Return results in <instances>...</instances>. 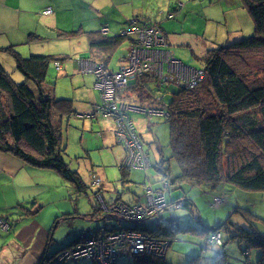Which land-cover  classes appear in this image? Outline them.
I'll return each instance as SVG.
<instances>
[{
    "label": "rangeland",
    "instance_id": "1",
    "mask_svg": "<svg viewBox=\"0 0 264 264\" xmlns=\"http://www.w3.org/2000/svg\"><path fill=\"white\" fill-rule=\"evenodd\" d=\"M180 1L182 7L186 2H192L191 0ZM196 2L198 4L196 11L190 12L187 9L190 7L185 6L182 17L185 21L178 19L182 24L177 25L176 32L171 36L172 40L168 50L184 65L202 68L201 57L208 49L222 47L253 35L254 25L251 16L242 6L241 0H211V3L209 0H196ZM153 3L151 11L157 17V21H169L167 19V14L170 12L168 8ZM176 4L174 1L175 6ZM128 45L129 40L124 38L112 50L110 68L120 67L119 59L127 55ZM86 49L87 46L83 44V41L77 40L76 37L56 38L46 45V52L43 53L55 56H57L56 54L64 55L65 59L59 62L63 68L61 71L56 70L54 61L51 62L44 86L50 89L56 98L73 100L75 112L61 120V145L65 148V161L81 175L88 187L86 192L78 193L56 171L32 167L31 177L42 189L35 196V201L47 206L51 201L68 200L66 204H69L70 201L72 207L77 208L80 213H95L97 216V218L74 219L71 226H60L57 231L58 239H67L72 235L71 227L86 230L95 228L94 230H97L96 226L102 216L101 220L106 221L105 224H107L100 226L98 230L111 224L132 225L133 222H119L117 218L120 216L109 210V204L117 199L119 194L122 197L119 199L121 201L139 203L145 199L143 186L151 185L154 189L164 188L167 202L179 197H188L192 201L191 210L183 206L180 208L171 206L178 200L174 201L165 208L167 209L166 217L176 218L182 227L193 225L196 229L205 226L211 229L208 233L201 234L198 232L176 233V236L169 240L164 255L155 257H164L167 253L166 263L188 264L195 254V256H200L197 259V264H207L212 261V258H215L217 253H224L226 255L225 264H256L264 249V244L249 246V239L256 235L264 237V191H246L227 183L212 188L204 184L192 186L185 182L172 184L167 181L164 173L155 168L156 164L163 160V167L168 166L169 168L170 178L179 174V168L175 159L171 157L169 127L165 116L147 115L136 111L128 113L148 155L150 167L145 171L130 168L127 179L124 182L121 181L119 166L124 156V147L118 143L114 135L113 118L94 112V108L102 102L97 88L94 87V79L89 73L79 72L78 65L74 61L87 59L88 51ZM10 61L14 63L13 67L10 62H4L3 65L0 60V63L14 81H23V76L16 70L14 60L10 59ZM232 63L250 80L264 82V52L262 50L234 56ZM177 89L175 84H171L162 91L155 90V94L158 99L162 97L161 103L166 106L173 95L172 93ZM124 95L130 97L126 92ZM92 112L94 115L91 118L86 117L90 116ZM249 150L253 151L254 148L246 141H243L237 149L238 152L243 153V156L248 154ZM4 176L0 173V218L7 221V229H9V221L16 219L22 209L15 206L18 200L13 182ZM93 176L99 177L103 184L100 183L98 186L92 184ZM165 183H167V189L163 187ZM98 189H100L101 199L104 200L103 203L94 193ZM31 204H27V206H31ZM157 219L149 218L143 221L142 226L163 228L164 222L161 214ZM5 232L0 227V249L9 248L8 238L10 235ZM217 234H219V241L223 245L211 242V235ZM79 239L80 237H78V241ZM135 255L146 254H131L126 248H119L115 264L129 263ZM206 256L209 257L208 260H206ZM223 258L225 257L223 256ZM84 262L79 259L77 264Z\"/></svg>",
    "mask_w": 264,
    "mask_h": 264
},
{
    "label": "trees",
    "instance_id": "2",
    "mask_svg": "<svg viewBox=\"0 0 264 264\" xmlns=\"http://www.w3.org/2000/svg\"><path fill=\"white\" fill-rule=\"evenodd\" d=\"M241 2L253 20V35L208 49L201 57L204 76L196 87L187 89L177 86V91L172 93L166 106L161 103L162 97H156L155 90L162 91L171 84L157 86L158 80L152 74L130 80L125 89L129 98L137 103L152 104L167 112L169 147L179 174L170 178L169 168L163 167V160L155 168L164 173L172 184L185 182L192 186L204 184L214 188L227 183L246 191H264V82L250 80L232 63L234 56L252 51L264 52V0ZM169 14H172L171 18ZM174 16V11H170L167 19ZM77 33L78 30L60 31L58 36L69 38ZM124 38L133 39L120 33L112 36L108 33H92L89 34V49H105L107 56L100 58L106 65L109 51L116 48ZM28 39L35 40L37 35L30 33ZM5 50L12 56L23 81H14L0 63V152L11 154L34 167L52 169L70 183L76 192H86L88 186L81 175L65 161V148L61 145V120L75 111L73 100L56 98L44 86L51 62L55 64L65 58L45 54L23 57L14 46ZM243 141L254 148L244 156L237 151ZM119 167L121 181L124 182L129 169L121 163ZM177 200L180 207L192 209L193 204L189 198L179 197ZM121 225L126 229L138 228ZM166 225L165 229L147 227L145 230L169 240L180 232L201 234L211 230L206 226L198 229L193 225L182 227L176 219ZM115 226L121 228L118 224ZM73 243L59 252L71 247ZM263 244L264 237L256 235L249 239V246ZM57 255L45 258L41 264L51 262ZM199 257L193 256L188 264H197ZM225 261L226 255L217 253L213 264H225ZM126 264L167 263L163 257L135 255ZM256 264H264V249Z\"/></svg>",
    "mask_w": 264,
    "mask_h": 264
},
{
    "label": "crops",
    "instance_id": "3",
    "mask_svg": "<svg viewBox=\"0 0 264 264\" xmlns=\"http://www.w3.org/2000/svg\"><path fill=\"white\" fill-rule=\"evenodd\" d=\"M174 1L177 3L176 6L174 5ZM191 1L192 2H186L182 7L180 6V0H0V60H2L3 65L4 62H10L13 67L14 63L10 61V59L13 58L5 50L7 47L14 46L23 57H28L36 53L43 54L46 52V45L50 41L56 38H65L58 36V32L78 30L77 35L73 37H76L79 41H83V44L87 46L86 51H88V57L84 60L103 62L104 60L100 57H106L107 55H105V53L107 52H105V49H99V51L90 50L89 34L99 33L101 35L100 30L102 26L108 27L109 36L121 34L123 30H127L130 27L132 22H136L140 25L158 23L166 33L168 46H170L172 40L171 36L176 32L177 25L182 24L178 19L184 20L182 17L185 12V6L190 7L187 8L190 12L196 11L195 9L198 7L196 0ZM153 2L162 7H167L169 11H174V18L168 19L169 21H157V17L154 16L155 14L151 11L153 9ZM209 3H211V0H209ZM221 5L222 4L219 6ZM48 7L52 9L51 14L41 13L42 10ZM181 28H183L182 25ZM30 33L37 35V39L30 41L28 39ZM132 37L133 36H128V38ZM130 41L131 39L129 40V44ZM112 50L108 53L109 55L106 62L108 67ZM56 55L64 58L63 54ZM124 57L125 56L119 59L121 64L124 61ZM74 61L77 64V60ZM62 69L61 65V70ZM78 69L80 72L79 65ZM92 77L94 79L93 75ZM93 115L94 113L92 112L90 116L86 117L91 118ZM123 158L124 156L122 159ZM32 167L34 166L25 163L23 160L11 154L0 152V173L13 182L18 200L15 206L22 209L16 219H11L9 221L10 227L8 231L5 232L10 235L8 238L9 248L0 249V264H41L45 258L48 259L57 255L68 242H77L78 237H81L84 233L89 231V229L86 230L83 227V229L71 227L70 230L73 232L72 235L67 239L64 238L60 240L57 234L60 226H71L75 221L74 219L78 218H97L95 213H80L77 208L72 207L70 201L69 204H66L68 200L51 201L48 202L49 205L47 206L38 204L35 201V196L42 189L31 177L30 171ZM102 184L101 180V185ZM172 189H175V187H172ZM99 191L100 189L96 190L94 193ZM142 197L144 196L142 195ZM117 199H122L120 194ZM176 200L177 199H171L168 203L171 204ZM144 201L145 199L140 202L143 203ZM30 203H32L31 206H27V204ZM166 210L167 209L163 210L161 213L164 227L167 226L166 224L176 219L166 217ZM102 217L99 218L100 221L96 229L107 224H105L106 221L101 220ZM94 229L95 228H93V230ZM166 254L163 257L165 260ZM208 258L209 257L206 256V260H208ZM87 260H89V262H87ZM213 260L214 258H212V261L207 262V264H212ZM82 261H85L83 264L91 262L90 259L86 258L82 259ZM77 263L78 261L67 264Z\"/></svg>",
    "mask_w": 264,
    "mask_h": 264
},
{
    "label": "built area",
    "instance_id": "4",
    "mask_svg": "<svg viewBox=\"0 0 264 264\" xmlns=\"http://www.w3.org/2000/svg\"><path fill=\"white\" fill-rule=\"evenodd\" d=\"M42 13L51 14L52 9L48 7L42 10ZM168 17L171 18L172 14ZM108 32V27H101V34L106 35ZM121 35L133 36V39L119 68L113 69L103 62L84 59L78 60L77 64L82 72L94 76V85L100 92L102 102L94 108L95 113L113 118L114 135L125 151L121 165L127 169L145 171L150 167V161L128 113L136 111L166 117L167 112L158 106L141 105L132 98L126 97L124 93L129 81L145 74H152L158 80L157 86L175 84L192 89L202 81L204 71L201 68L186 66L175 58L168 50L166 35L157 24L140 25L132 22ZM55 68L60 71L61 64L55 62ZM92 182L98 186L101 179L93 176ZM163 187L167 189V183ZM143 189L145 190L143 203L119 200L109 204V210L120 216L117 218L119 222H133L131 226H139L138 228H122L119 223L120 229L111 224L101 230H89L80 237L79 241L61 251L47 264H63L62 261L79 258H88L97 264H115L119 248H126L131 254L164 255L169 239L149 233L145 230L147 226H142V223L152 217L159 219L161 212L170 204L166 201L164 188L154 189L151 185L148 187L144 185ZM97 197L102 203L104 202L101 195L97 194ZM171 206L179 208L180 203L177 201ZM0 227L5 231L8 230V223L3 218H0ZM211 237V242L221 244L219 234Z\"/></svg>",
    "mask_w": 264,
    "mask_h": 264
},
{
    "label": "flooded vegetation",
    "instance_id": "5",
    "mask_svg": "<svg viewBox=\"0 0 264 264\" xmlns=\"http://www.w3.org/2000/svg\"><path fill=\"white\" fill-rule=\"evenodd\" d=\"M79 259H84V258H79ZM79 259H77V260H72V259H68L67 261H62L63 262V264H67L68 262H72V263H75V262H77ZM53 260V259H52ZM91 262L92 263H94V264H97L94 260H91Z\"/></svg>",
    "mask_w": 264,
    "mask_h": 264
},
{
    "label": "bare ground",
    "instance_id": "6",
    "mask_svg": "<svg viewBox=\"0 0 264 264\" xmlns=\"http://www.w3.org/2000/svg\"><path fill=\"white\" fill-rule=\"evenodd\" d=\"M153 24H157L158 25V23H153ZM127 52H128V49H127Z\"/></svg>",
    "mask_w": 264,
    "mask_h": 264
}]
</instances>
